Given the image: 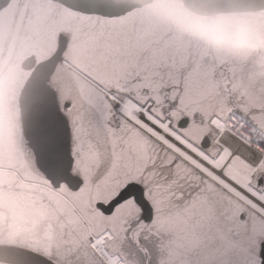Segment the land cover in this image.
<instances>
[{
	"label": "snow or ice",
	"instance_id": "6c2138e0",
	"mask_svg": "<svg viewBox=\"0 0 264 264\" xmlns=\"http://www.w3.org/2000/svg\"><path fill=\"white\" fill-rule=\"evenodd\" d=\"M80 78L44 92L28 176L67 202L0 264H264V71L119 0H73Z\"/></svg>",
	"mask_w": 264,
	"mask_h": 264
},
{
	"label": "rangeland",
	"instance_id": "374dc122",
	"mask_svg": "<svg viewBox=\"0 0 264 264\" xmlns=\"http://www.w3.org/2000/svg\"><path fill=\"white\" fill-rule=\"evenodd\" d=\"M25 3L20 5L17 1L0 16V103L17 104V111L0 110L1 183H8L12 177L11 174L1 171L2 169L12 168L21 177L26 176L25 171L29 168L24 162L21 147L23 138L18 95L30 74L21 70V59L31 55L38 62L50 59L57 50L59 34L67 32L70 42L65 59L80 73L82 65L78 52L80 42L87 31L85 18L80 15L66 12L62 7L53 6L45 0H29ZM134 12L141 17L168 26L184 38L220 57L254 65L264 71V28L257 26L262 19L258 20L256 15L219 16L207 20L189 14L180 0H158ZM258 48L262 49L260 57L254 55ZM69 72L67 77L58 75L54 80V86L61 98H67L80 78V74ZM16 114L17 137L13 123ZM3 153H5L4 158H2ZM14 178L17 179L16 176ZM50 201L67 204L56 195H53ZM13 202H17V190L5 188L0 190V208L9 212L8 225L9 227L12 225L8 235L0 234V243L18 246ZM6 219L7 217L0 226L7 223Z\"/></svg>",
	"mask_w": 264,
	"mask_h": 264
},
{
	"label": "flooded vegetation",
	"instance_id": "af4514ba",
	"mask_svg": "<svg viewBox=\"0 0 264 264\" xmlns=\"http://www.w3.org/2000/svg\"><path fill=\"white\" fill-rule=\"evenodd\" d=\"M17 1L20 5H24L26 4L25 2H28L29 0H14L5 11H7L14 3H17ZM50 4L53 6H57L52 3ZM62 10L69 12L65 9H62ZM5 11H3L2 13H4ZM241 16L253 17L255 15L253 16L252 15H241ZM255 17H257L258 20L262 19L257 23V26H259L260 28H264V22H263L264 12L257 14ZM60 35H64L68 39V43L70 42L69 38L67 37L68 35L67 32H62L61 34H59V36ZM260 54H262V52H261V49L258 48V51L254 53V55L261 56ZM30 59L35 60V66H38L49 60L47 59L43 62H38L36 58L32 55L24 56L20 61L21 63L20 67L24 73H28V72L23 70V65L25 64L26 61ZM69 71L70 70L67 68V66L59 65L56 72L50 79L49 85L56 92V94H58V91L56 87L54 86V80L56 76L62 75V77H65V76L67 77V75H69L70 73ZM29 74L31 75L32 73H29ZM30 75L28 77H30ZM22 88L19 91L18 99H19ZM16 107H17V104L15 102L14 103H4V102L0 103V110H3V111H17ZM13 123L15 125L14 133L17 137V114L14 116ZM21 147H22V153H23V157L25 160L24 161L25 164L27 165V167L32 166L33 160H32L31 152H28L25 143H23ZM4 155L5 153L2 154V158H4ZM0 156H1V152H0ZM7 170L15 171L12 168L7 169ZM25 174L27 176V171H25ZM28 178L32 179L34 182L36 181L30 176H28ZM32 180L26 181L24 179H21V181H18L16 178L12 176L10 177L8 183L0 182V190H2L3 188L10 189L12 191L17 190V202H13V203H14V208H15L14 213L16 215L15 220L17 221V241L19 244L18 246L33 245L37 243L41 238H46L48 240L53 239L55 235V232H54L55 226L57 225L60 217L68 210V206L64 202H51L50 199L53 195H51L49 192L27 184V183H32L33 182ZM8 214L9 212L0 208V223H3L4 222L3 220L5 219V217H7L6 219L7 223L6 224L4 223L3 224L4 226H0V231H1L0 234L4 236L6 234L8 235V233L11 231L10 228L12 226L10 225L9 227L8 225L10 221ZM0 246H10V245L0 243Z\"/></svg>",
	"mask_w": 264,
	"mask_h": 264
},
{
	"label": "water",
	"instance_id": "95a60500",
	"mask_svg": "<svg viewBox=\"0 0 264 264\" xmlns=\"http://www.w3.org/2000/svg\"><path fill=\"white\" fill-rule=\"evenodd\" d=\"M13 0H0V13L5 10ZM53 4L59 5L73 13L67 4L73 0H47ZM158 0H119L120 3L132 8L134 11L142 9L153 4ZM183 8L191 15L212 19L219 16L258 14L264 12V0H180ZM79 14V13H76ZM81 15V14H79ZM68 39L64 35L58 38V48L56 53L46 62L35 66V60L30 59L23 65V70L32 72L29 80L25 84L19 97V112L22 129V138L27 147L26 128L33 106L40 95L44 92H54L49 85L50 79L56 72L57 68L64 61V55L67 51ZM261 55V54H260ZM12 247V246H0Z\"/></svg>",
	"mask_w": 264,
	"mask_h": 264
}]
</instances>
